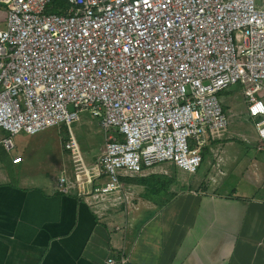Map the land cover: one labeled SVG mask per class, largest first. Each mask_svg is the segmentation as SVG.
I'll return each instance as SVG.
<instances>
[{
	"label": "built area",
	"instance_id": "1",
	"mask_svg": "<svg viewBox=\"0 0 264 264\" xmlns=\"http://www.w3.org/2000/svg\"><path fill=\"white\" fill-rule=\"evenodd\" d=\"M0 3V143L11 151L15 135L64 124L72 172L60 193L121 204L123 176L164 163L196 173L227 126L218 94L236 84L264 150V0ZM82 112L104 132L94 167L72 132Z\"/></svg>",
	"mask_w": 264,
	"mask_h": 264
},
{
	"label": "crops",
	"instance_id": "2",
	"mask_svg": "<svg viewBox=\"0 0 264 264\" xmlns=\"http://www.w3.org/2000/svg\"><path fill=\"white\" fill-rule=\"evenodd\" d=\"M221 140L202 151L213 145L212 182H180L164 163L121 177L131 191L121 204L35 187L25 166L0 170V264H264V150L232 156Z\"/></svg>",
	"mask_w": 264,
	"mask_h": 264
},
{
	"label": "rangeland",
	"instance_id": "3",
	"mask_svg": "<svg viewBox=\"0 0 264 264\" xmlns=\"http://www.w3.org/2000/svg\"><path fill=\"white\" fill-rule=\"evenodd\" d=\"M5 27L4 6L0 5V29ZM223 91V92H222ZM219 95V101L227 116V126L220 137L226 148V154L234 156L240 152L258 153L249 145L258 142V133L256 131L255 122L257 118H252L247 112V102L239 84L232 85L223 89ZM260 97L263 94H259ZM1 130V129H0ZM72 132L75 136L84 163L88 167H94L96 159L104 150V132L87 112L80 113V121L72 125ZM1 133V132H0ZM5 133V132H4ZM2 132V134L4 135ZM13 139L16 147L11 151H5L0 147V170H6L11 167V171L16 173L20 168L25 166L26 177L35 180L36 183L31 185L37 187L48 185L49 187L57 186L58 179L63 174L70 175L72 172V160L69 152L64 148L63 141L66 140L68 132L64 124L47 128L35 135L19 133ZM26 150L25 158L23 154ZM210 150L204 157L196 173H189L176 167L177 179L180 182L190 184L195 187L200 180H209L212 182L211 175L219 169L218 160L213 158ZM22 155L20 163H14L13 156L15 154ZM225 155V154H224ZM226 162H221L220 168L229 170ZM218 173V172H217ZM229 184L232 185V177L228 176ZM179 182V183H180ZM210 188L215 184L209 183ZM230 186V185H229ZM220 188L217 191L226 190ZM131 198V191L129 192Z\"/></svg>",
	"mask_w": 264,
	"mask_h": 264
}]
</instances>
